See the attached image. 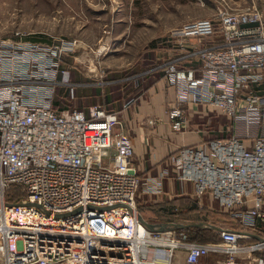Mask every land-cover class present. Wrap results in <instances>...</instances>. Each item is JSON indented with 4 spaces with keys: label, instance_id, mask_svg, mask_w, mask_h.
<instances>
[{
    "label": "built area",
    "instance_id": "2783aa9c",
    "mask_svg": "<svg viewBox=\"0 0 264 264\" xmlns=\"http://www.w3.org/2000/svg\"><path fill=\"white\" fill-rule=\"evenodd\" d=\"M229 3L216 0L211 18L170 31L176 40L207 39L187 53L201 62L198 75L177 62L164 63L163 72L176 92L167 111L173 131L185 129L187 106L201 105L228 116L233 133L179 148L169 162L179 181L193 183L196 197L210 194L247 230L220 228L219 246L189 244L174 227L148 229L136 195L162 192L168 171L145 179L132 173V144L114 133L116 113L100 106L55 111L53 96L41 93L53 74L28 70L38 68L34 60L47 49L0 42V264H155L148 251L174 264L177 250L185 253L180 264H200L208 252L223 251L232 260L240 249L260 251L256 261L264 264V238L239 246L264 222V98L242 95L263 79L264 26L256 14ZM216 38L220 45H213ZM14 186L22 197L8 201Z\"/></svg>",
    "mask_w": 264,
    "mask_h": 264
},
{
    "label": "rangeland",
    "instance_id": "374dc122",
    "mask_svg": "<svg viewBox=\"0 0 264 264\" xmlns=\"http://www.w3.org/2000/svg\"><path fill=\"white\" fill-rule=\"evenodd\" d=\"M140 1L0 0V42H28L47 49L46 56L42 55L34 60L38 68L31 65L28 70L33 76L41 74L43 70L53 74L51 80L45 79L48 82L41 84L45 88L41 93L53 96L50 105L55 111L78 108L75 105L82 102L74 96L80 91L76 86L78 81L85 79L97 84L111 81L119 75L133 77L137 84L149 78L157 79L163 74L164 62L171 58L170 52L179 50V47L188 50L207 45L206 38L172 39L170 31L192 20L211 18L216 11V0H143L144 4ZM229 4L235 10H247L256 14L264 26V0H230ZM152 8L156 19L154 22L146 20L147 11ZM118 12L123 13L121 17L124 21L115 20ZM170 13L185 19L171 30L158 34L157 29L163 27L167 22L166 16ZM152 23L158 36L149 41L146 37L147 26H152ZM258 24L256 22L251 27ZM56 96H69V100ZM221 120L226 125L232 122L225 118ZM116 127L119 125L114 129ZM218 136L226 137L225 134ZM230 213L233 212L219 208L213 216L198 214L194 217L195 221L203 223L199 228H174L186 234L189 244L217 243V240H221L218 234L220 228L247 230ZM261 223L258 222L254 229ZM252 231L253 229L250 230ZM255 243L253 241L240 245L248 247ZM176 253L180 255L177 263L182 262L184 251L177 250ZM249 254L260 257V251ZM256 259L254 264H257ZM229 262L247 264L235 260L234 255L232 260L228 256L224 264Z\"/></svg>",
    "mask_w": 264,
    "mask_h": 264
},
{
    "label": "crops",
    "instance_id": "0c3cea01",
    "mask_svg": "<svg viewBox=\"0 0 264 264\" xmlns=\"http://www.w3.org/2000/svg\"><path fill=\"white\" fill-rule=\"evenodd\" d=\"M140 2L144 4L143 0ZM153 11V8L151 11L148 9L147 21L154 22L156 20L155 13L152 14ZM122 14L121 12L116 13L115 20L124 21V18L121 17ZM172 15L170 13L166 16L167 22L162 25L161 29H157L158 34L171 30L185 19ZM158 34H156L154 24L147 26L146 37L149 41ZM220 44L221 40L216 38L213 45ZM190 49L195 50L196 48H189L186 51L179 47V50L176 49L169 53L171 58L164 63L177 62L179 68L193 70L198 75L201 62L197 57L187 56ZM261 73L263 74L262 81L242 89V95L264 98V70ZM134 80L133 77L119 75L111 81H101L97 84L87 82L85 79L81 82L78 81L76 86L80 91L78 90L79 92H76L74 96L80 98L82 102H78L75 105L78 108L74 107V109L86 112L89 106L97 104L104 110L117 114L119 127L114 129V133H123L129 137L133 154L128 165L130 171L140 179L156 177L161 170L168 171V176L163 180L162 192L153 195L139 190L136 195L137 213L148 229L162 231L169 226L199 228L203 223L195 221L194 217L198 214L213 216L220 207L208 193L197 199L193 183L182 182L176 178L175 171L170 166L169 156L184 146H198L214 139H223L219 138V134H225V138L231 136L233 133L232 122L230 125H226L221 119L230 120V118L219 111L207 109L201 105H191L186 107L185 129L175 132L171 129L167 111L175 102L176 92L175 88L167 83L164 72L160 78H149L140 81L139 84ZM56 97L69 100V96ZM130 100L132 102L127 105ZM251 235V240L239 241L240 248L264 237V222L257 229H253ZM243 243L245 245L241 246L240 244ZM212 244L221 246L222 241L217 240V243ZM227 255L223 251L208 252L200 259V264H224L229 256ZM255 258H257L256 254H249L243 249L234 254L235 260L247 264H254Z\"/></svg>",
    "mask_w": 264,
    "mask_h": 264
},
{
    "label": "bare ground",
    "instance_id": "6f19581e",
    "mask_svg": "<svg viewBox=\"0 0 264 264\" xmlns=\"http://www.w3.org/2000/svg\"><path fill=\"white\" fill-rule=\"evenodd\" d=\"M148 253V259H150L151 261H153L155 264H162V263H165L166 260L164 259H161V258H156L155 257V251H148L146 252ZM180 259V255L179 254H175L174 255V258H173V263H177Z\"/></svg>",
    "mask_w": 264,
    "mask_h": 264
},
{
    "label": "trees",
    "instance_id": "16d2710c",
    "mask_svg": "<svg viewBox=\"0 0 264 264\" xmlns=\"http://www.w3.org/2000/svg\"><path fill=\"white\" fill-rule=\"evenodd\" d=\"M8 196H10L8 198ZM22 196V193L20 191V189L16 186L10 188V190L8 191L7 193V200L8 201H11V200H14V199H19L20 197Z\"/></svg>",
    "mask_w": 264,
    "mask_h": 264
},
{
    "label": "water",
    "instance_id": "95a60500",
    "mask_svg": "<svg viewBox=\"0 0 264 264\" xmlns=\"http://www.w3.org/2000/svg\"><path fill=\"white\" fill-rule=\"evenodd\" d=\"M261 240V238H259Z\"/></svg>",
    "mask_w": 264,
    "mask_h": 264
}]
</instances>
